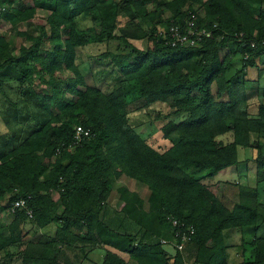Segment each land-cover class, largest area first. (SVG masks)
I'll use <instances>...</instances> for the list:
<instances>
[{
	"label": "trees",
	"instance_id": "obj_1",
	"mask_svg": "<svg viewBox=\"0 0 264 264\" xmlns=\"http://www.w3.org/2000/svg\"><path fill=\"white\" fill-rule=\"evenodd\" d=\"M150 4L157 6L152 12ZM21 8L8 5L4 23L30 22L38 10L50 15L36 32H23L30 46H22L18 57L0 35V96L8 100L5 88L14 84L39 110L29 114L13 104L3 115L11 129L0 136V253L19 257L20 264H58L66 249L85 254L104 246L137 264H185L184 253L169 255L162 244L174 241L171 219H177L196 230L185 249L194 253L195 264H226L223 232H257L264 208L255 188L202 180L236 167L239 148L251 147L252 135L264 127V104L255 114L247 104V70L264 54V0H57ZM194 14V43L172 46L170 29L187 33ZM83 17L91 24L86 28L78 24ZM155 18L163 27L156 26L155 35L133 30L132 24ZM148 38L152 47L146 50L132 44ZM113 41L124 49H112ZM99 42L106 46L99 62L111 60L121 75L109 93L98 87L100 73L79 63V52ZM233 43L248 58L244 70L228 78V59L221 53ZM37 82L50 90L37 93ZM131 90L144 106L162 103L172 110L161 128L171 145L165 152L130 123ZM79 125L91 135L74 146ZM229 133L230 143L220 139ZM20 199L32 218L27 209L11 212ZM108 206L119 228L106 220ZM28 222L36 226L38 241H25ZM51 225L55 239H46ZM152 238L158 242L148 243ZM256 243L255 263L263 264L264 239ZM103 264L129 263L108 250Z\"/></svg>",
	"mask_w": 264,
	"mask_h": 264
},
{
	"label": "rangeland",
	"instance_id": "obj_2",
	"mask_svg": "<svg viewBox=\"0 0 264 264\" xmlns=\"http://www.w3.org/2000/svg\"><path fill=\"white\" fill-rule=\"evenodd\" d=\"M57 0H9L7 1V6L9 5L12 9H22L21 5H24L27 9L31 7H37L47 3H55ZM156 4H150L147 6V11L152 12L156 9ZM258 10L262 9L260 4L256 5ZM166 11V10H165ZM202 17L205 15L204 11L201 10L198 13ZM50 15V12L38 10L36 16L30 20V22H20L16 26H12L9 22L5 23V30H0V35L5 36V41L8 42L9 49L8 51L15 57L20 55V49L22 46H30V42L23 36V32L33 31L36 32L37 27L42 24V21H45ZM122 15V14H120ZM195 17L194 15H191ZM123 17V16H121ZM84 19L83 23L81 20ZM124 20V19H123ZM4 22V21H3ZM126 23V20L124 21ZM81 28H86L91 25L86 18H81L80 23H78ZM126 25L131 26L130 23ZM158 26L162 29V25L159 24V18H155L154 21L148 22L147 20H141L138 26L133 25V30L141 33H148V36L155 35V27ZM136 27L137 30H136ZM158 28V29H159ZM116 35H122L119 31L116 32ZM149 37V38H150ZM142 41H132V44L138 47L139 49L146 50L148 47H152V41L150 39ZM111 46L114 50L120 51L124 49L121 41H113ZM117 48V49H116ZM106 46L104 42H99L94 45L83 48L79 52V63L81 67L88 69V63L92 66V69L95 73H100L96 75L98 87L104 93H109L113 90L115 86H118L121 75L117 67L108 60L107 62H99L100 56L105 52ZM239 47L236 44H230L227 48L222 50L221 59H228V66L226 75L228 78L233 77L240 71H243L244 61L248 58L247 54H243L238 51ZM130 51V49H128ZM256 68H248L247 70V81H250L247 90L248 94V106L252 109V113L255 114L257 111V105L259 103L264 104V54L257 59ZM246 71V70H245ZM245 71L243 73H245ZM84 72V71H83ZM64 74V77H68L71 74L68 72L60 73ZM14 86V87H13ZM13 87V88H11ZM65 88L64 85H62ZM50 87L45 88L41 83L37 82L36 89L37 93L43 91H49ZM14 89V90H13ZM6 98L0 96V136L5 135L10 132L11 127L8 128L3 118L5 115H8L9 106L15 104L19 109H24L25 112L38 113L39 110L35 107L32 101H25L20 92H17V88L14 84L5 88ZM68 97V96H66ZM129 102V116L130 123L133 125L134 129L156 150L159 152H165L171 145L169 141L163 139V134L161 133V128L168 123L169 120L164 119L168 114L171 113L169 106H166L162 103L154 104L151 106H144L143 100L141 101L138 94H135L133 90L129 92L128 95ZM4 115V116H3ZM174 120L180 121L182 118H173ZM13 125V124H12ZM24 125V124H23ZM14 128L20 127L19 125H14ZM228 137H232L233 134H227ZM228 137L220 138L222 141L227 142ZM252 146L246 149L239 148L238 160L239 163L236 167H232L231 170L223 175H218L214 179L202 180V183L205 185L216 184L217 180H228V182L234 183L242 187L255 188L259 194V203L264 208V127L259 133H254L251 138ZM244 150V152H243ZM224 173V172H223ZM206 173L201 174L203 177ZM222 174V173H221ZM227 182V181H223ZM57 199L58 196L55 195ZM110 206L105 210L106 220L114 227L119 228L120 222L118 215L115 214ZM264 214V211H263ZM4 223L8 224V218H3ZM123 230V229H122ZM129 231L136 233L137 230L135 227H130ZM255 231V230H254ZM251 228L246 229H228L223 232L224 243H223V254L226 264H256V250L258 247L257 239H264V225L257 231L254 232ZM25 241H38L40 234L37 233V228L31 222H28L24 226ZM46 239H55L56 236V226L51 225L44 230ZM148 240V239H147ZM150 244H155L158 242V239L152 238L147 241ZM209 247L213 246V243L208 244ZM165 250L169 252V255H174V250L170 246H164ZM15 249H12L14 251ZM108 250L116 252L113 249L96 246L87 248L86 253L82 254L81 251H72L64 250L59 256L58 264H103L106 253ZM189 253V252H188ZM184 252V261L185 264H195L194 263V253L190 252V255ZM131 261V260H130ZM129 264H134L133 261ZM0 263L3 264H20L21 260L19 257H10L7 256L6 252L0 253ZM137 264V263H136ZM264 264V263H263Z\"/></svg>",
	"mask_w": 264,
	"mask_h": 264
},
{
	"label": "built area",
	"instance_id": "obj_3",
	"mask_svg": "<svg viewBox=\"0 0 264 264\" xmlns=\"http://www.w3.org/2000/svg\"><path fill=\"white\" fill-rule=\"evenodd\" d=\"M8 9V6L4 4V2L0 1V27L1 23L3 22L4 15L6 14ZM195 17L190 16V19L188 21V28L187 33H182L181 29L179 27H172L170 29L171 36L174 41H172V46H176L178 43L183 45L187 42H191V44L194 43V39H192V36L195 35V32L193 30L194 26V19ZM204 34V32H201L200 35ZM264 44V42H263ZM252 47H255L254 43L252 44ZM90 131L86 130L82 125H79L76 127V135H75V141L74 146H79L82 141H84L86 138L90 137ZM18 209H27V201L25 199H20L16 202H14L12 206L11 212L14 214ZM27 215L32 218V212L27 209ZM171 225L173 229L175 230L174 234V241H167L162 240L163 246H170L174 250V255L177 253V251L184 253L186 247L192 243L193 237L196 234V230L193 225H187L184 222H180L177 219H171Z\"/></svg>",
	"mask_w": 264,
	"mask_h": 264
},
{
	"label": "crops",
	"instance_id": "obj_4",
	"mask_svg": "<svg viewBox=\"0 0 264 264\" xmlns=\"http://www.w3.org/2000/svg\"><path fill=\"white\" fill-rule=\"evenodd\" d=\"M6 23V22H5ZM5 23L3 22V24L1 23V27H0V30H2L3 29V27H4V25H5ZM225 137H228V135H226V136H224L223 138H225ZM232 141V137L230 138V137H228V140H227V142L226 143H230ZM243 152H244V150H243ZM231 170V168L230 169H228V170H226L224 173H222V174H220V175H223V174H225V173H227V172H229ZM223 181H227L228 182V180H217L216 182H223ZM169 253V252H168ZM189 255H190V252L188 253ZM123 260H125L126 262H128L129 263V261L131 260V258H130V256L129 255H127V254H124V253H120V255H119ZM174 256V255H173ZM131 261H133V260H131ZM130 261V262H131ZM133 263L134 264H136V262L135 261H133Z\"/></svg>",
	"mask_w": 264,
	"mask_h": 264
}]
</instances>
